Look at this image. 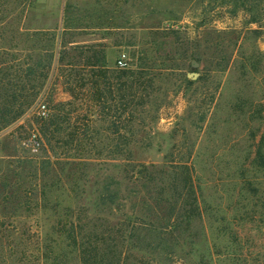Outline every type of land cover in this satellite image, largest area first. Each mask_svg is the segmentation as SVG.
I'll return each instance as SVG.
<instances>
[{"label": "rangeland", "instance_id": "obj_1", "mask_svg": "<svg viewBox=\"0 0 264 264\" xmlns=\"http://www.w3.org/2000/svg\"><path fill=\"white\" fill-rule=\"evenodd\" d=\"M68 3L77 6L75 15L87 26L84 31L73 29L75 40L104 43L110 68L148 65L143 88L150 78L152 85L144 91L147 103L134 111L128 125L135 133L128 146L132 159L111 152L120 143L111 130L114 118L105 119L90 101L88 87L83 89L86 101L73 98L56 66L38 101L0 133V170L13 169L20 160H41L50 116L42 119L38 106L45 103L54 111L56 105L72 102L65 107L69 128L60 135L84 134L66 147L58 143L49 155L59 162L87 163L81 171L82 199L65 197L66 205L88 210L90 219L83 214L85 220L104 226L131 214L129 203L113 210L115 216L97 211L98 197L112 179L120 180L122 190L135 187L126 178L125 162L191 168L200 217L165 234L164 246L147 230L144 222L150 220L137 214L135 225H123L133 234L132 248L128 239L121 246L126 264H264V0L245 5L231 0H36L23 16V27L60 29ZM252 9L262 12L259 23L251 22ZM123 52L127 67L118 64ZM193 61L200 66L194 67ZM194 72L196 78L190 76ZM33 130L43 138L39 152L23 145ZM70 172L66 167L62 178ZM41 209L34 196L17 222L0 220V264H40L42 236L51 237L63 206ZM14 225L19 234L9 238L7 230ZM12 249L17 253L11 257ZM71 263H78L75 256Z\"/></svg>", "mask_w": 264, "mask_h": 264}, {"label": "trees", "instance_id": "obj_2", "mask_svg": "<svg viewBox=\"0 0 264 264\" xmlns=\"http://www.w3.org/2000/svg\"><path fill=\"white\" fill-rule=\"evenodd\" d=\"M35 1L0 0V133L38 101L51 71L57 66L64 77V89L73 98L86 101L87 95L83 89L88 87L91 90L90 101L99 108L105 119L114 118L111 130L120 143L111 152L131 160L132 151L128 146L135 133L128 125L135 119L134 111L147 103L144 91L147 93V88L152 85L150 78L149 85L143 88L149 76L145 69L148 65L141 63L135 69L110 68L104 43L87 44L75 40L73 29L84 31L87 26H83L79 14L75 15L77 6L69 3L64 7L60 29L24 28L23 16ZM231 1L245 5L257 0ZM252 13L251 22L259 23L262 12L252 9ZM67 103L56 105L55 110L50 112L49 123L44 130L48 143L46 155L41 160H20L23 163L13 169L0 170V220L7 219L13 224L17 222L23 215V207L34 196L40 202L41 210L50 205L51 209L57 211L63 206V214L59 211L56 214L51 237L42 236L44 242L39 251L40 264H72V256L77 259V264H126L121 246L128 239V246L132 248L130 239L133 234L131 230L127 232L123 225L126 223L128 226L131 221L136 224L134 218L137 214L142 216L143 221L144 215L145 220H150L144 222L147 230L154 237L157 236L155 242L164 246L167 244L165 234H174L200 217L196 186L191 168L186 164L171 165L169 168L132 161L123 164L126 178L133 180L135 187L122 190L120 180L111 178L112 181L105 184L98 197L100 208L97 211L115 216L113 210H121L129 203L132 211L127 216L129 222L125 219L115 224L105 223L104 226L95 224L94 220L87 221L82 217L86 214L90 219L87 209L66 205L69 198L82 199L79 191H84L80 184L84 177L81 171L85 169L83 165L87 164L83 160L59 162L49 155L51 149L58 147V143L66 147L69 142L78 139L77 134H84L69 132L66 136L60 135L61 131L69 128L70 116L65 110ZM66 167L71 172L62 178ZM76 169L80 172H76ZM122 191L127 194H122ZM52 200H55V208L51 207ZM158 228L160 233H157ZM7 231L9 238L19 234L17 226ZM2 236L0 228V238ZM152 245L149 243L147 248L151 249ZM12 252L11 257L17 253L13 249Z\"/></svg>", "mask_w": 264, "mask_h": 264}, {"label": "built area", "instance_id": "obj_3", "mask_svg": "<svg viewBox=\"0 0 264 264\" xmlns=\"http://www.w3.org/2000/svg\"><path fill=\"white\" fill-rule=\"evenodd\" d=\"M118 64L120 67H127L128 66V56L125 52H123L118 58ZM50 108L45 103H41L38 106V113L42 119L49 117L50 115ZM43 144V138L41 133L38 130H33L28 138L24 140L23 145L30 149L32 152H39Z\"/></svg>", "mask_w": 264, "mask_h": 264}, {"label": "water", "instance_id": "obj_4", "mask_svg": "<svg viewBox=\"0 0 264 264\" xmlns=\"http://www.w3.org/2000/svg\"><path fill=\"white\" fill-rule=\"evenodd\" d=\"M193 66L194 67H199L200 66V63L198 61H193ZM190 76L192 78H196L198 76V73L197 72L191 73Z\"/></svg>", "mask_w": 264, "mask_h": 264}]
</instances>
